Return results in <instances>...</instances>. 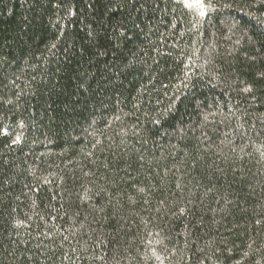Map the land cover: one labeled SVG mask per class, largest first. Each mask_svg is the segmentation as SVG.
Returning <instances> with one entry per match:
<instances>
[{
  "label": "trees",
  "instance_id": "obj_1",
  "mask_svg": "<svg viewBox=\"0 0 264 264\" xmlns=\"http://www.w3.org/2000/svg\"><path fill=\"white\" fill-rule=\"evenodd\" d=\"M0 264H264V0H0Z\"/></svg>",
  "mask_w": 264,
  "mask_h": 264
},
{
  "label": "rangeland",
  "instance_id": "obj_2",
  "mask_svg": "<svg viewBox=\"0 0 264 264\" xmlns=\"http://www.w3.org/2000/svg\"><path fill=\"white\" fill-rule=\"evenodd\" d=\"M182 1L187 2V0H182ZM191 4H192V3H191Z\"/></svg>",
  "mask_w": 264,
  "mask_h": 264
}]
</instances>
